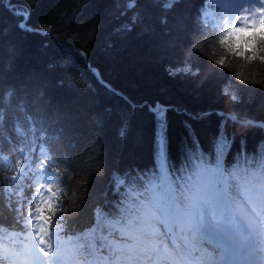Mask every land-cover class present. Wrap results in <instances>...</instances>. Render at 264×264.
Wrapping results in <instances>:
<instances>
[{"label":"trees","instance_id":"1","mask_svg":"<svg viewBox=\"0 0 264 264\" xmlns=\"http://www.w3.org/2000/svg\"><path fill=\"white\" fill-rule=\"evenodd\" d=\"M213 1L0 0V262L35 227L41 167L51 248L100 264L139 255L163 165L182 202L200 165L264 166V36L230 50L202 22Z\"/></svg>","mask_w":264,"mask_h":264},{"label":"bare ground","instance_id":"2","mask_svg":"<svg viewBox=\"0 0 264 264\" xmlns=\"http://www.w3.org/2000/svg\"><path fill=\"white\" fill-rule=\"evenodd\" d=\"M27 18L22 23L25 26ZM206 172H202V179L200 185L199 195V217H198V234L203 240L207 239L209 243L204 245V254L208 255V258L202 259L201 253L194 248H189L184 251L189 259H192L190 264H227L229 258H232L228 264H244L245 260L258 261L264 264V239H259L257 243L253 242V235L259 234L254 232L252 235L246 234L244 223L246 219L234 216L235 211L229 210L228 201L224 193L221 190H217L214 187V180L211 183L205 178ZM229 229V231H228ZM206 232V233H204ZM231 235V237H229ZM197 236L188 238L189 241L193 240ZM224 241L227 243L225 244ZM262 245V246H261ZM197 246V245H196ZM218 247L219 250L216 248ZM178 251H181L178 248ZM221 251H225L224 254ZM244 254L246 256L244 257ZM166 260H161L158 264H166ZM52 262L55 263L53 260ZM195 262V263H194Z\"/></svg>","mask_w":264,"mask_h":264},{"label":"rangeland","instance_id":"3","mask_svg":"<svg viewBox=\"0 0 264 264\" xmlns=\"http://www.w3.org/2000/svg\"><path fill=\"white\" fill-rule=\"evenodd\" d=\"M264 2V0H263ZM252 14V13H251ZM254 14H257V12H254ZM263 14H264V7H263ZM206 19L213 18L214 20H217L218 24H221V30L225 43L229 46H233L231 49L235 51H242V50H251L252 47L254 46L255 42H257L259 36H264V15L263 17H259V21L261 24L257 27H248L246 32H241V33H235L233 32L231 35H228V32L230 29L233 28H240L239 26H236L234 24L233 19H231L229 14H221L217 9H211V11L207 12L205 14ZM258 28V29H256ZM212 174L217 175L216 170L211 169L210 170ZM219 174V173H218ZM219 176L217 175V178ZM231 186V185H229ZM228 187V185L225 183L224 188ZM231 188H234L231 186ZM236 193H231V197L234 198V204L237 205V211L241 215H244L252 225L255 227L253 228L254 232L256 231H261L262 234L264 233V194H262L261 199L257 200H252L251 195L249 196H243L241 192H239V188H237ZM252 193V196L257 198L259 196L256 193H253V190H250ZM196 205L198 206V202H196ZM161 220H162V225L158 224L156 221L152 223V227L156 229V232H150L147 235V238L145 241L149 242L151 240H161V239H169L168 238V233L169 230H167L165 225V222L169 220V215L167 214V211L161 210ZM198 219V215H197ZM166 243V240H165ZM170 249L173 250L172 242L170 241ZM49 257H55V254H50L48 255ZM57 256V255H56ZM154 254L151 253L150 255H145L142 261L138 262V264H151L154 261ZM206 259V256L203 257ZM202 258V259H203ZM47 256L40 255V262L41 263H47L46 261ZM203 259V260H204Z\"/></svg>","mask_w":264,"mask_h":264},{"label":"snow or ice","instance_id":"4","mask_svg":"<svg viewBox=\"0 0 264 264\" xmlns=\"http://www.w3.org/2000/svg\"><path fill=\"white\" fill-rule=\"evenodd\" d=\"M253 23H256V21H253ZM247 29H248V25H247V23H245L244 27H242V28L230 29L228 32V35H231L233 32H235V33L246 32ZM223 42H225L224 39H222V43ZM229 47L231 50V48L233 46H229ZM241 55H242V53H241ZM248 59H250V61L253 63L256 62L257 60H259L261 63H264V48L260 49V55L259 56L257 55L256 51L253 50L252 57H250ZM217 63L220 64L221 66H223L225 62L223 60H218ZM45 163H46V161H45ZM45 187H49V186L46 185ZM54 187H55L54 185L50 186L49 191H52V189ZM53 195H55L54 191H53ZM160 207H161V210L168 211V208L165 207L164 205H160ZM45 208L48 209L49 214L45 213ZM54 210L55 209H54L53 203L51 201V198L44 200V202L42 204H38L35 208V212L38 214L36 216V221H37L36 239L41 246L49 244V237L51 236V216H50V213L53 212ZM145 212H146V215H148V216L154 215L152 208H147L145 210ZM151 232L155 233L156 229L154 227H152ZM124 235L130 236L133 234L130 232H125ZM145 235H147V234H145ZM49 246H51V245H49ZM37 251H39V249Z\"/></svg>","mask_w":264,"mask_h":264}]
</instances>
